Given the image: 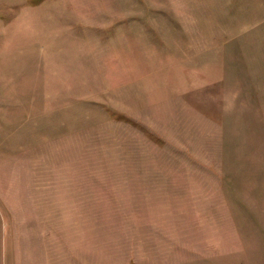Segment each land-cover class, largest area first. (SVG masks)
<instances>
[{
  "label": "rangeland",
  "instance_id": "rangeland-1",
  "mask_svg": "<svg viewBox=\"0 0 264 264\" xmlns=\"http://www.w3.org/2000/svg\"><path fill=\"white\" fill-rule=\"evenodd\" d=\"M40 259L264 264V0H0V264Z\"/></svg>",
  "mask_w": 264,
  "mask_h": 264
},
{
  "label": "crops",
  "instance_id": "crops-1",
  "mask_svg": "<svg viewBox=\"0 0 264 264\" xmlns=\"http://www.w3.org/2000/svg\"><path fill=\"white\" fill-rule=\"evenodd\" d=\"M43 253V252H42ZM47 255V254H46ZM43 260V258H42ZM41 259L39 260V262H37L36 264H44L43 261ZM31 264H32V261H31Z\"/></svg>",
  "mask_w": 264,
  "mask_h": 264
}]
</instances>
